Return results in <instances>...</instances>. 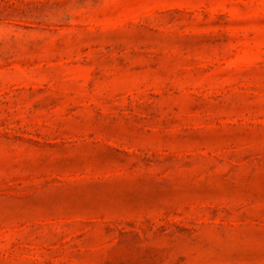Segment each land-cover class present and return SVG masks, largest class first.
I'll return each instance as SVG.
<instances>
[{"label":"rangeland","instance_id":"374dc122","mask_svg":"<svg viewBox=\"0 0 264 264\" xmlns=\"http://www.w3.org/2000/svg\"><path fill=\"white\" fill-rule=\"evenodd\" d=\"M0 264H264V0H0Z\"/></svg>","mask_w":264,"mask_h":264}]
</instances>
